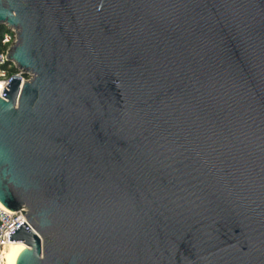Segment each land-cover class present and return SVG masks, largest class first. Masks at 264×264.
I'll use <instances>...</instances> for the list:
<instances>
[{
  "label": "water",
  "instance_id": "1",
  "mask_svg": "<svg viewBox=\"0 0 264 264\" xmlns=\"http://www.w3.org/2000/svg\"><path fill=\"white\" fill-rule=\"evenodd\" d=\"M0 203L16 264H264V0H0Z\"/></svg>",
  "mask_w": 264,
  "mask_h": 264
},
{
  "label": "built area",
  "instance_id": "2",
  "mask_svg": "<svg viewBox=\"0 0 264 264\" xmlns=\"http://www.w3.org/2000/svg\"><path fill=\"white\" fill-rule=\"evenodd\" d=\"M3 29L0 32V89L1 94L4 88L11 82L15 77L21 78L23 82L30 80L26 78L23 70L20 69L17 63L10 58H7L10 49L18 40V33L15 27L4 24ZM17 68V72H13L14 68ZM28 208L26 206L22 207L17 211H12L7 209L0 203V264H7L5 251L8 245L13 242L9 241L10 234L16 230L23 223H28L25 215L27 214Z\"/></svg>",
  "mask_w": 264,
  "mask_h": 264
},
{
  "label": "bare ground",
  "instance_id": "3",
  "mask_svg": "<svg viewBox=\"0 0 264 264\" xmlns=\"http://www.w3.org/2000/svg\"><path fill=\"white\" fill-rule=\"evenodd\" d=\"M1 92V89H0ZM26 248V245L21 241H13L11 242L6 251V262L7 264H16L17 259L20 255V253Z\"/></svg>",
  "mask_w": 264,
  "mask_h": 264
},
{
  "label": "trees",
  "instance_id": "4",
  "mask_svg": "<svg viewBox=\"0 0 264 264\" xmlns=\"http://www.w3.org/2000/svg\"><path fill=\"white\" fill-rule=\"evenodd\" d=\"M3 29V27L2 26H0V32H1V30ZM2 49V46H0V50ZM13 72H17L18 71V69L15 67L13 70H12Z\"/></svg>",
  "mask_w": 264,
  "mask_h": 264
},
{
  "label": "rangeland",
  "instance_id": "5",
  "mask_svg": "<svg viewBox=\"0 0 264 264\" xmlns=\"http://www.w3.org/2000/svg\"><path fill=\"white\" fill-rule=\"evenodd\" d=\"M26 78H29V76H26Z\"/></svg>",
  "mask_w": 264,
  "mask_h": 264
}]
</instances>
